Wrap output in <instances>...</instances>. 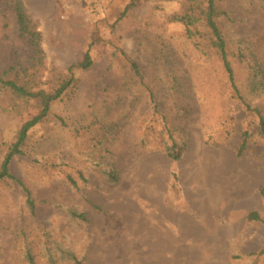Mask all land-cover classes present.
Masks as SVG:
<instances>
[{"label": "rangeland", "instance_id": "374dc122", "mask_svg": "<svg viewBox=\"0 0 264 264\" xmlns=\"http://www.w3.org/2000/svg\"><path fill=\"white\" fill-rule=\"evenodd\" d=\"M15 1L0 0L1 71L32 56ZM19 1L42 34L46 88L70 69L78 82L11 165L35 214L17 182H0V264H29L27 247L43 255L55 243L83 264H264V136L208 38L173 21L189 0H150L126 13L132 0ZM218 3L236 83L264 117V0ZM87 53L93 65L83 69ZM8 103L0 89V167L6 145L39 113L33 101L23 113ZM174 141L186 144L179 161L167 155ZM251 212L263 221L250 222ZM167 231L179 236L163 238ZM61 253L57 264H74Z\"/></svg>", "mask_w": 264, "mask_h": 264}, {"label": "trees", "instance_id": "16d2710c", "mask_svg": "<svg viewBox=\"0 0 264 264\" xmlns=\"http://www.w3.org/2000/svg\"><path fill=\"white\" fill-rule=\"evenodd\" d=\"M146 1L150 2V0H132L131 4L126 8L125 13L131 9L137 8ZM13 7L16 14L20 37L28 42L32 51V56L29 60V66L18 63L2 71L0 70V89L9 93L8 107L12 112L23 113L24 107H27L29 103L33 101V103L38 106L39 113L21 126L22 128L18 132L14 142L10 145H6L7 153L0 167V182H6L8 180L17 182L25 191L27 207L30 213L34 215L37 208L36 202L33 199L31 192L24 187L16 177H13L11 165L16 157L25 156L24 146L27 142L29 132L34 129L35 126L42 124L50 116L52 106L74 88L78 81L71 73V69L69 74H57L53 71L55 73L54 76L57 85L48 89L46 88V86L52 82L53 77L51 76V80L48 81H44L43 78L44 70L47 66L44 63L45 53L43 49L42 34L28 17L21 1L16 0L13 3ZM226 15L227 11L219 6L218 0H207L206 4L199 0H189L183 5L182 12L174 16L173 21L183 23L187 27L188 33L191 37L204 34L203 36L208 38V44L220 57L223 63L226 72L225 74L228 75L233 90V97L241 102L247 110L253 112L257 116L261 132L264 136V117L262 113L245 99L236 83L235 70L229 59L228 43L221 25L219 24L220 19ZM92 65L93 61L90 53H87L79 66L83 69H88ZM131 67L133 71L140 76L138 65L136 63H131ZM151 100L154 102L153 96L151 97ZM249 138V133H244L240 153L246 150ZM185 149V143L180 146L177 141H174L173 146L167 149V155L174 161H179L182 158ZM110 176L115 183L119 181L117 174L113 173ZM178 182V177L173 175L170 183V192L175 201L181 199ZM72 215L81 220L88 221L86 214H80L73 211ZM248 220L250 222L263 221L258 212H251L248 215ZM47 238L49 237L47 236ZM55 244H57V246H55L56 250H54L56 252L49 249L46 254L43 252V255H38L34 253L32 247H27L25 260L28 261L29 264L40 263L41 259H44L48 264H57V253L62 252L61 254L66 256L74 264H83V261H81L74 252L62 248L58 243ZM258 255H264V248L258 253ZM232 259L237 260L239 257L233 255Z\"/></svg>", "mask_w": 264, "mask_h": 264}, {"label": "crops", "instance_id": "0c3cea01", "mask_svg": "<svg viewBox=\"0 0 264 264\" xmlns=\"http://www.w3.org/2000/svg\"><path fill=\"white\" fill-rule=\"evenodd\" d=\"M168 233H167V235L166 236H164L163 238H165V237H169L170 239H176L179 235L177 234V233H173L172 231H167Z\"/></svg>", "mask_w": 264, "mask_h": 264}, {"label": "bare ground", "instance_id": "6f19581e", "mask_svg": "<svg viewBox=\"0 0 264 264\" xmlns=\"http://www.w3.org/2000/svg\"><path fill=\"white\" fill-rule=\"evenodd\" d=\"M201 167V166H200Z\"/></svg>", "mask_w": 264, "mask_h": 264}]
</instances>
